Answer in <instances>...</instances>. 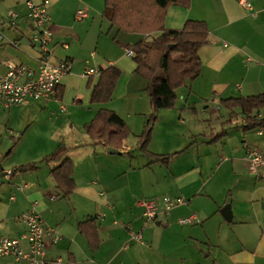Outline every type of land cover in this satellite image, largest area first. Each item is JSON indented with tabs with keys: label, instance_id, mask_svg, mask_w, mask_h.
<instances>
[{
	"label": "crops",
	"instance_id": "0c3cea01",
	"mask_svg": "<svg viewBox=\"0 0 264 264\" xmlns=\"http://www.w3.org/2000/svg\"><path fill=\"white\" fill-rule=\"evenodd\" d=\"M27 1L30 0H0L3 21L12 11L20 17L17 29L3 26L7 40L20 43L18 47L10 43L0 47L3 74L7 72V61L38 66L33 30L25 19ZM31 1L40 4L44 0ZM49 1L54 30L52 60H71L72 72L63 78L57 98L50 102L6 107L0 101V134H9L11 139L18 135V146L26 137L34 138L41 131L39 127L25 126L28 116L40 111L54 119L68 112L70 119L63 126H53L49 139L46 136L35 142L31 152L35 159L1 165L2 233L20 239L26 230L17 219L35 207L44 226L60 234L57 245L47 239V258L61 259V264H264V168L258 176L250 173L244 147L245 142L264 155V129H242L248 116L264 118V109L244 115L240 109L229 110L221 105L222 100L264 94V0H191L189 8L168 9L167 30H181L187 21H201L210 31V43L199 51L201 76L176 91L175 108L160 111L154 126L149 152L173 155L169 167L151 164L139 151V138L152 111L148 83L137 75V64L125 48L160 33L128 34L112 28L103 15L104 0ZM82 8L89 11L87 19L92 10L96 12L85 34L78 32L74 22ZM114 31L122 41L112 37ZM110 67L120 72L111 101L91 104L88 84L90 79L96 83L101 73L86 78L84 72H102ZM198 107L204 117H209L213 109L219 112L210 116L217 120L214 125L157 126L162 115L174 123L173 118L180 120ZM101 110L115 112L130 128V136L117 149L120 154L108 153L103 141L92 140L84 130ZM76 117L89 121L73 126ZM66 129L68 138L71 135L73 139L71 144L62 139ZM80 130L85 136H75ZM223 130L227 134L212 142ZM62 144L69 149L68 157L74 164L76 186L70 198L63 197L50 174L59 162L41 163L38 170L11 175L15 169L39 162ZM254 176L261 184L255 182ZM24 185L29 188L17 189ZM166 195L183 197L187 203L145 223L135 200ZM226 205L231 207L230 222L222 214ZM190 217L195 218L194 224L181 223ZM89 219H95L98 225L100 245L96 251L78 229ZM130 231L141 233L143 243L130 242ZM128 242L129 248L124 249ZM22 245L27 250V244ZM0 264L28 263L5 257L0 258Z\"/></svg>",
	"mask_w": 264,
	"mask_h": 264
},
{
	"label": "trees",
	"instance_id": "16d2710c",
	"mask_svg": "<svg viewBox=\"0 0 264 264\" xmlns=\"http://www.w3.org/2000/svg\"><path fill=\"white\" fill-rule=\"evenodd\" d=\"M191 0H105L104 17L112 28L128 34L151 35L159 32L153 39H144L135 45L125 48L134 53L137 64L136 73L147 81V94L150 98L151 115L139 138V151L151 164L169 167L173 155H153L149 152L154 124L162 110L175 108L178 96L176 91L195 82L202 73V62L199 51L210 43V31L205 22L187 21L181 30H167L165 19L171 6L189 8ZM120 72L110 67L101 72L96 83L90 79L91 104H106L113 97L118 84ZM221 105L229 110L240 109L244 115L253 114L264 109V94L255 97H241L222 100ZM244 132L264 129V118L248 116ZM88 136L94 141H103L105 146L121 149L131 131L126 122L115 112L99 111L94 119L84 126ZM227 131L219 132L212 142L221 140ZM69 149L62 144L39 162L27 164L11 172L38 170L41 163L59 162V166L50 171L57 188L64 198H70L74 189V164L68 157ZM150 164V165H151ZM79 232L86 237L91 249L99 248L98 225L95 219H89L78 225Z\"/></svg>",
	"mask_w": 264,
	"mask_h": 264
},
{
	"label": "built area",
	"instance_id": "2783aa9c",
	"mask_svg": "<svg viewBox=\"0 0 264 264\" xmlns=\"http://www.w3.org/2000/svg\"><path fill=\"white\" fill-rule=\"evenodd\" d=\"M50 1L44 0L37 4L33 1L26 2L25 19L33 30L32 43L38 49V66L31 68L27 65H17L10 61L5 62L6 73L0 72V101L6 106H22L32 101L50 102L57 98V88L63 78L71 74L72 61L54 62L50 44L54 37V30L51 28V17L49 14ZM89 17L86 8L79 9L76 13V20L83 21ZM19 14L9 12L6 21L0 17V47L10 43L13 47L20 45L19 41H8L3 26L10 29H17ZM127 55L134 57L131 50ZM99 70L90 69L84 72V77L90 78L98 75ZM246 149V161L248 170L253 175H259L264 168V155L258 148H251L244 142ZM29 188L28 185L17 187L18 190ZM14 198H12L13 200ZM187 202L183 197H171L169 195L159 198H139L136 205L142 209V217L145 223L158 219L160 215H167L173 209L185 205ZM18 223L25 227V233L20 239H13L2 233L0 225V258L12 257L17 262L25 261L28 264H61V259L48 260V238L51 243L57 245L60 241V234L54 228H46L41 215L35 207L26 211L17 219ZM182 224H194L195 218L190 217L181 221ZM130 242L143 243L141 233L130 231ZM23 242L27 244V250L23 248ZM129 242L124 249L129 248Z\"/></svg>",
	"mask_w": 264,
	"mask_h": 264
},
{
	"label": "rangeland",
	"instance_id": "374dc122",
	"mask_svg": "<svg viewBox=\"0 0 264 264\" xmlns=\"http://www.w3.org/2000/svg\"><path fill=\"white\" fill-rule=\"evenodd\" d=\"M104 2H105V0H104ZM95 14H96V12H94V10H92L91 11V18H89L85 21L74 20V22L77 24L76 27L78 29V32H81V33L84 32V34H85L86 32L89 31V29L87 28L86 25L93 21V17L96 16ZM120 36H124V35H120ZM112 37H118L117 31L113 32ZM118 39L121 40L120 37H118ZM118 39H116V40L114 39V41L118 45H120V41ZM189 112L190 113L184 114L182 116V119H180V120H178V119L176 120L173 118L174 123L169 122V120H165L164 115H162L157 126H199V125H203V124L208 125V126L212 125V124L214 125L217 120H215L214 117L211 118L210 116H215L214 114L219 113V112L216 113V111H214V109H213V110L209 111V114H208L209 117H204V115L202 113L203 111H201L200 107L196 108L195 111L191 110ZM164 114H169V113H164ZM150 115H149V117H150ZM149 117H148V119H149ZM69 119H70V117H69L68 112L67 113H59V114H57V117L54 119H52L47 113H41L40 111L34 113L33 115L28 116V119H27L25 126H35V128L39 127L41 129V131L36 133L34 135V138L33 137H26L25 139L22 140L21 144H19L18 146H16L17 144L15 143L18 140V138H17L18 135L15 136V138L12 137V139H11L9 134H6V136L3 135V137L1 136L2 134H0V167H1V165L4 167V165L6 163H13L15 161H17V163H19L20 161H28V159H35V156L31 157V152H33L34 151L33 149L36 148V147H34V145L37 143L38 139L39 138L43 139L46 136H48V139H49L50 132L53 133V130H52L53 126L54 127L63 126L62 125L63 122L65 120H69ZM148 119H147V122H148ZM158 119H159V114H158V118H157L156 123L158 122ZM207 119L210 120L212 123L208 122V121L205 122V120H207ZM87 121H89V120H86V117L85 118L84 117L83 118L76 117L75 123L73 126H83ZM147 122H146V125H147ZM156 123L154 124V126L156 125ZM68 126H69V124H68ZM66 128H67V126H66ZM62 131L63 130L61 129L60 132H62ZM68 133H69V131L66 129V131L62 133V135H63L62 139L71 144L73 139L71 140V135L68 138ZM79 134L81 137L82 134L85 136L86 133L84 131L80 130V132L76 133L75 136H78ZM13 148H14V150H13ZM137 153H139V152H137ZM34 155H36L35 152H34ZM253 178H254L255 182H257L258 184H261V181L258 180L256 176H254Z\"/></svg>",
	"mask_w": 264,
	"mask_h": 264
},
{
	"label": "water",
	"instance_id": "95a60500",
	"mask_svg": "<svg viewBox=\"0 0 264 264\" xmlns=\"http://www.w3.org/2000/svg\"><path fill=\"white\" fill-rule=\"evenodd\" d=\"M107 152L113 155L120 154V152L117 149H113V148H108ZM222 214L224 215L227 221L230 222L232 220V212H231V207L229 205H226L224 207V209L222 210Z\"/></svg>",
	"mask_w": 264,
	"mask_h": 264
}]
</instances>
